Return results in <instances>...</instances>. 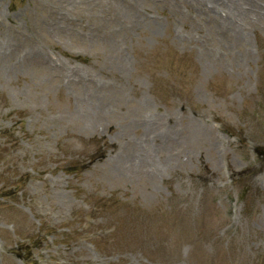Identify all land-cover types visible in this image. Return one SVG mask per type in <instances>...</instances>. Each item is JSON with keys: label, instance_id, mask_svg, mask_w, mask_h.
<instances>
[{"label": "rangeland", "instance_id": "rangeland-1", "mask_svg": "<svg viewBox=\"0 0 264 264\" xmlns=\"http://www.w3.org/2000/svg\"><path fill=\"white\" fill-rule=\"evenodd\" d=\"M261 151L264 0H0V264H264Z\"/></svg>", "mask_w": 264, "mask_h": 264}, {"label": "bare ground", "instance_id": "bare-ground-1", "mask_svg": "<svg viewBox=\"0 0 264 264\" xmlns=\"http://www.w3.org/2000/svg\"><path fill=\"white\" fill-rule=\"evenodd\" d=\"M152 115H154L155 118L145 122V125H146L147 128H152V126H150V125H152L151 121L155 122L157 114L153 113ZM141 117L142 118L146 117V114L143 113V116H141ZM154 138H156V135L154 136ZM147 146L150 147V148L147 149V151L144 148L142 151H139L136 156H139L141 160H143L145 163L148 164V166L150 167L149 169H151L150 170L151 173L149 175H150V177L152 179H155L156 177H158L160 175V172H158L157 166L163 164L164 161H166V162L172 161V159H171L172 156L170 155L165 160L157 159L155 157H156V154H157V151H158L160 145L157 146L156 144H153L151 146L150 145H147ZM127 157H129V156H127ZM114 169L117 172H120L121 171V166L115 164L114 165Z\"/></svg>", "mask_w": 264, "mask_h": 264}]
</instances>
